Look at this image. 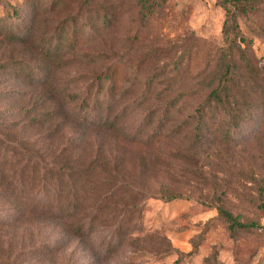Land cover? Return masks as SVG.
Returning <instances> with one entry per match:
<instances>
[{
  "label": "trees",
  "instance_id": "1",
  "mask_svg": "<svg viewBox=\"0 0 264 264\" xmlns=\"http://www.w3.org/2000/svg\"><path fill=\"white\" fill-rule=\"evenodd\" d=\"M168 1L142 0L138 29L116 49L107 39L121 8L111 0H49L51 12H69L38 39L33 36L35 6L28 18L20 16L15 4L8 2L2 9L1 15L6 16L0 21L2 46L32 45L38 59L37 65L24 56L0 61V74L8 73L29 88L0 89V102H17L6 111L0 108V195L16 213L11 216L51 217L60 221L66 235L84 238L94 226L92 221L85 226L78 218L82 198H77V191L102 197L101 201L119 192L126 195L132 190L127 181L114 184L110 180L111 172L127 170L120 160L128 151L143 149L148 156L151 148L162 153L173 145L171 159L188 165L191 170L186 171L202 180L205 161L224 173L223 165L244 156L245 151L237 150L235 132L255 115L264 127V64L254 56L251 39V35L264 39V21L256 20L264 0H219L224 18L221 43L216 45L192 31L172 38L151 37L149 24L162 17ZM242 19L247 32L240 26ZM77 64L87 73L75 72L59 82L52 78V71L74 69ZM128 100L130 107L118 108ZM94 109L96 118H89ZM9 112L20 115L21 123L5 120ZM136 113L141 118L133 131H127L125 123ZM25 129L40 133L29 139L24 137ZM69 129L71 133L62 141ZM89 135L100 140L84 162L88 177H83L77 171L93 149ZM114 149L119 156H113ZM142 165L139 173L145 176L149 166L146 161ZM103 172L107 189L97 179ZM165 173L152 166L148 177ZM154 193L167 201L182 196L164 184ZM213 197L207 205L214 207L216 219L233 243L240 234H254L257 224L234 215L224 193ZM219 250L203 263L216 264Z\"/></svg>",
  "mask_w": 264,
  "mask_h": 264
},
{
  "label": "rangeland",
  "instance_id": "2",
  "mask_svg": "<svg viewBox=\"0 0 264 264\" xmlns=\"http://www.w3.org/2000/svg\"><path fill=\"white\" fill-rule=\"evenodd\" d=\"M111 1L121 8L120 16L107 39L112 48L116 49L122 39L133 35L138 29L142 0ZM8 2L16 5L22 18H28L32 7H36L33 26L35 39L45 31L48 32L55 20L69 12H51L49 0H0V21L6 17L1 12ZM218 2L219 0H169L162 10V17L149 24L150 36L172 38L192 31L197 37L206 39L213 45L220 44L224 16ZM256 20L264 21V6ZM239 22L242 30L247 32L246 21L242 19ZM251 39L252 52L263 66L264 39L254 35H251ZM32 48V45L21 48L2 46L0 42V61H5L12 55L16 58L24 56L37 65L38 59ZM76 66L70 70L52 71V78L59 82L60 78H69L75 72L87 73L81 65ZM42 72L38 71L39 76H42ZM146 77L147 73L143 75V78ZM4 87L11 92L18 89L29 90L8 73L0 74V89ZM11 105L17 106V102H0V108L5 111ZM123 105L130 107L129 100L122 105L118 104V108ZM88 117L96 118V110L90 111ZM140 118L141 113L133 114L125 123L126 130L133 131ZM4 119L17 121L19 124L22 120L20 115L13 112L5 114ZM24 131V137L29 139L37 138L40 133L38 129ZM17 133L21 135V131ZM70 133L71 129L65 132L62 141ZM234 136L238 144L237 150L245 151L244 156L235 157L231 163L223 165L222 168L226 169L224 173L216 172L210 166L211 163L205 161L206 166H202L204 180L188 172L191 170L188 165L183 166L171 159L175 152L173 145H167V149L164 147L162 153L152 151L151 148L147 151L148 156L143 149L128 151L124 161L120 160L127 170L111 172L110 180L114 184L127 181L132 190L127 191L126 195L119 192L101 201L104 200L102 197L91 198L90 195L77 191V198H82L79 208L82 216L78 218L84 220L85 226H89L91 221L94 226L84 238L66 235L58 225L60 221L51 217L43 219L36 216H11L16 213L12 211L10 202L0 195V264H204V258L218 248L220 250L216 255V264H264V127L255 115ZM88 140L92 142L93 149H90L89 155L77 171L79 175H85L83 177H88L84 162L91 158L90 154L100 139L89 135ZM113 152L114 157L119 156L117 149ZM155 157H158V161ZM20 160L24 162L25 157L20 156ZM144 161L148 163L149 172L154 166L156 169L167 170V174H157L152 179L148 177L147 171V175L141 176L139 171L143 169ZM150 162H153L152 166ZM104 174L105 172L101 173L97 179L102 180L101 187L107 189L109 184L102 179ZM214 176L218 178L214 180ZM161 184L174 188L182 196L169 201L158 198L154 192ZM219 193L225 194V203L240 220L257 224L254 234H240L232 242L225 226L216 219L214 207L207 205L208 200L214 198L213 194ZM187 196L192 199L186 198ZM133 203L136 210L131 208ZM101 206L104 208L100 211ZM131 209L133 212L129 211Z\"/></svg>",
  "mask_w": 264,
  "mask_h": 264
}]
</instances>
